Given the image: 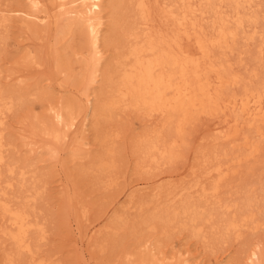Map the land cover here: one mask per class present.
I'll return each mask as SVG.
<instances>
[{"label":"rangeland","instance_id":"obj_1","mask_svg":"<svg viewBox=\"0 0 264 264\" xmlns=\"http://www.w3.org/2000/svg\"><path fill=\"white\" fill-rule=\"evenodd\" d=\"M42 1L50 13L57 12L58 0ZM26 2L0 0V8L30 10ZM243 4L241 14L247 20L241 35L230 42V50L213 49L231 76L232 72L238 74L239 83L228 86L231 96L254 89L259 92L264 87V0H244ZM10 18L8 28L0 26V90L15 98L13 109L3 114L0 124L5 144L2 153L6 156L0 197L31 216L33 226L30 239L27 237L31 250L19 249L12 238L16 231L12 220L0 211V264H34L43 259L46 264H129L144 257L149 263L154 259L157 263L181 264L186 256L194 263L223 260L225 264H246L251 249L264 243V121L244 124L241 129L259 144L255 156H245L250 151L240 145L242 140L217 138L216 118L200 115L189 126V135L175 150L173 160L148 161L141 166L135 150L137 141L145 132L161 127L160 117L149 118L122 106L111 121L100 124L116 127L111 141L103 143L95 138L92 102L103 84L104 66L113 49L106 48L100 61L87 51L89 64L82 70L84 58L76 48L82 43L79 34H63L56 26L30 28L12 12ZM211 20L209 17L204 22L208 29ZM61 52L70 58L72 77H66L58 66ZM69 99L74 105L78 103L75 112H79L77 125L65 129L54 114ZM55 131L61 139H55ZM239 154L245 159L237 164L234 158ZM97 156L115 162L103 177L92 166ZM219 161L229 168L221 179L214 170ZM214 183L220 186L217 191L212 188ZM188 203L203 204V213H213L211 221L201 223L200 234L193 233L191 225L187 229L183 226V215L166 231L161 223H157V231L147 229L146 221L152 216L178 207L182 211ZM224 205L232 206L227 209ZM245 209L251 218L241 221L237 230L217 228L224 218H239ZM156 239L161 247L155 257L150 251Z\"/></svg>","mask_w":264,"mask_h":264},{"label":"bare ground","instance_id":"obj_2","mask_svg":"<svg viewBox=\"0 0 264 264\" xmlns=\"http://www.w3.org/2000/svg\"><path fill=\"white\" fill-rule=\"evenodd\" d=\"M27 1L26 3L31 5H29L31 7L29 8L30 10L0 8V11L10 12V15L7 12H3L0 17V26L7 28L10 26L12 12V14L18 15L19 19L26 22L28 24L27 27L30 28L40 25H46L51 28L56 26L63 34L70 33L71 35V32L79 34L82 43L76 48L79 51L77 54L84 58L81 59L83 61L82 70L86 69V65L89 64V61L85 59L87 51L90 50L97 61L103 58L106 48H112V52L114 51L110 60H107L104 71L102 70L103 84L98 93L96 92L95 101L92 102L91 119H93V124L97 130L96 140L98 138L104 143L108 139L110 140L111 136L113 137L115 133L113 131L116 127L112 129L111 125H108L107 128H104L100 124L105 121V123L103 122L104 124L102 123L104 126L106 122L111 121L114 114H116L115 112L123 106L129 107L128 109L132 108L139 114L149 116V118L152 116L161 118L160 121L162 123L158 125L161 127L156 128L157 130L153 129L145 132L137 141L138 144L136 143L135 150L139 156V158L137 157L139 165L148 161H159V159L169 160V162L171 159L173 160L175 150L177 147L183 146L181 144L184 143V139L189 135L187 131L192 128H189V126L200 115H211L216 118L217 138L229 141L230 139L232 141L235 139L242 140L240 145L250 151L249 154L246 152L248 155L245 156H255V153L260 151L259 144L254 142L253 139L252 142L251 137L248 136L249 134H243L241 129L244 124L259 125L264 121V87L259 89V92L254 89L249 90V92L245 91L246 93L241 95H229L228 86L239 81L238 74L234 75V72H232L231 76V72L224 68L225 66L217 59L218 57L216 58L217 51L215 53L213 50L216 47L222 50L224 47L229 49L230 42L236 41L237 37L241 35H239V31H243L246 26L245 20H247V17L243 18L241 14L243 13L241 8L242 5L244 6V0H58L56 13H50L42 0ZM228 7L231 10H228ZM209 17L212 20L209 22L210 25L208 26L210 27L208 29L204 22ZM253 17L256 18L255 15ZM250 27L253 26L250 25ZM74 47L75 45L73 49ZM62 54L59 56L58 66L61 72L66 74V77H72L70 67H68V62H71L68 61L70 58L65 56L64 53ZM220 59L223 58L220 57ZM79 74L82 73L79 72ZM79 77L77 75V78ZM9 95L7 93L4 94L0 90V124L4 121H2L3 114L14 107L13 100L15 98ZM73 102L70 99L65 101L61 109L55 111L54 114L58 124L65 129H70L77 125L76 118H78V115L76 116V114L79 110L75 112V108L78 107H75V105L78 103L74 105ZM56 133V136L55 133L53 134L56 137L55 139H61L60 133ZM2 139L3 136L0 129V181L3 173L2 164L5 162L6 157L2 153L5 145ZM106 153H103V155ZM110 153L109 151L107 154L111 157L112 154L110 155ZM176 153L178 154V152ZM99 156H97L92 166L95 169L94 171H97L102 176L111 170L115 162L114 164L113 162L111 163L107 156ZM236 157L234 161L237 164L244 158L241 155L238 158ZM224 164L220 162L219 165L215 164L216 166H212H215L214 170L220 174L219 179L228 174L229 168L227 170ZM4 165L6 164L4 163ZM210 169L212 173V168L210 167ZM218 187L220 186L215 184L212 188L217 191ZM202 205L188 203L182 211L178 210L180 209L179 207L173 210L170 208V212L165 210L164 215H154L146 221L147 229L157 231V223H159L158 225L161 223L164 231H166L168 226L174 223L173 221L183 215L181 217L186 218V221H183V226L187 229L191 225L193 233L200 234L203 228L201 223L213 219V213H203L200 210ZM224 206L230 209L229 207L232 205ZM246 210L244 212L240 211L241 215H239V218L238 215L227 216L228 218H224V221H220L216 225L217 228L223 227L228 230L239 227L238 225L243 224L241 221L251 218V214ZM0 211L4 215H9L12 220V226L16 229L12 234V238L17 247L30 251L31 248L27 243V237L29 238L28 233L33 226L29 220L31 216H28L25 211L21 212L18 209H14L8 202L3 201L1 197ZM118 217L115 219L117 222L119 220ZM143 240L145 241L146 239L144 238ZM144 241L142 242L144 243ZM160 245L159 240L156 239L153 243V249L150 251L153 256L160 249ZM246 256L247 261L244 260L246 264H264V243H258ZM45 262L46 260L43 259L34 264H46ZM225 263L223 260H218L216 264ZM129 264L165 263L163 261L162 263H157L154 259L149 263V260L144 257L138 262L133 261ZM181 264L207 263H194L186 256Z\"/></svg>","mask_w":264,"mask_h":264}]
</instances>
